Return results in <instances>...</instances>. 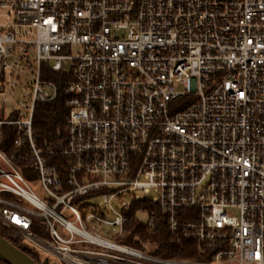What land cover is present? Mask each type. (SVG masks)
I'll use <instances>...</instances> for the list:
<instances>
[{"label": "built area", "instance_id": "2783aa9c", "mask_svg": "<svg viewBox=\"0 0 264 264\" xmlns=\"http://www.w3.org/2000/svg\"><path fill=\"white\" fill-rule=\"evenodd\" d=\"M74 45L78 53L65 52ZM45 66L71 76L67 136L57 143H40L34 130L37 105L60 95ZM19 93L30 98L24 112ZM7 127L0 224L41 256L264 264V0H0V139ZM23 156L44 197L15 163ZM142 200L195 242L199 258L123 242L128 209ZM94 226L116 233L104 238Z\"/></svg>", "mask_w": 264, "mask_h": 264}, {"label": "trees", "instance_id": "16d2710c", "mask_svg": "<svg viewBox=\"0 0 264 264\" xmlns=\"http://www.w3.org/2000/svg\"><path fill=\"white\" fill-rule=\"evenodd\" d=\"M43 76L57 82L60 88V95L54 102L37 105L34 115V130L40 143L44 140L57 143L60 139L66 140L67 136L66 122L69 116V108L66 102L67 96L64 93V86L66 81L71 79V76L69 73L66 74L65 72H53L46 66L44 67ZM12 129L13 127H7L5 129L6 135L0 139V149L6 152L12 151L10 145L13 134ZM15 163L22 169L28 179H33L30 172L31 166L28 157H17ZM61 171H64L63 167L61 168ZM143 209L148 211L149 216L153 213L156 214V220L153 224H148L147 221L138 216L139 212ZM192 212L193 210L189 208L182 210V222H184ZM127 216L128 221L126 229L129 232V236L123 241L124 243L136 248L150 250L153 254L164 258H199L195 242L193 240L184 239L179 235L170 232L166 216L149 201H133L128 209ZM33 230L37 234L43 235L44 232L39 223V219L34 221ZM0 235L30 255L38 263L42 264V256L40 253L30 249L23 242V239L18 232L0 224ZM178 239H180V241H178ZM0 264L8 263L0 259Z\"/></svg>", "mask_w": 264, "mask_h": 264}, {"label": "rangeland", "instance_id": "374dc122", "mask_svg": "<svg viewBox=\"0 0 264 264\" xmlns=\"http://www.w3.org/2000/svg\"><path fill=\"white\" fill-rule=\"evenodd\" d=\"M80 47L77 46V45H74V46H69L67 49H66V53H71V54H76L78 53ZM65 68H67L68 70L71 71V68H72V61L69 63V64H66L65 65ZM18 101H20V109H22V111L24 112L25 111V104L23 106L22 103H28L30 101V98L29 96H27L25 99H21L20 97V93H19V98H18ZM14 105V104H13ZM31 187L33 188V190L41 197H44V195L46 194L45 190L43 189L41 183L38 181V180H32L31 181ZM132 196L133 195H127L125 197V199H128V200H131L132 199ZM64 216L70 220H72V215L69 211H65L64 212ZM138 216L143 219V220H147V215L145 213H139ZM57 228L58 230L64 235V236H69V233L62 229V227L60 225H57ZM96 230H98V232H100L101 236L104 237V238H109V239H112V236L114 233H116V230H114L113 228L111 227H92ZM120 242V241H118ZM79 246H87L89 248H95V249H102L101 247L99 246H95V245H91V244H77ZM50 255H48L47 253H43L42 254V257L46 258ZM50 258V264H61L58 260H56L54 257H49Z\"/></svg>", "mask_w": 264, "mask_h": 264}, {"label": "water", "instance_id": "95a60500", "mask_svg": "<svg viewBox=\"0 0 264 264\" xmlns=\"http://www.w3.org/2000/svg\"><path fill=\"white\" fill-rule=\"evenodd\" d=\"M0 259L8 264H40L30 255L0 235Z\"/></svg>", "mask_w": 264, "mask_h": 264}]
</instances>
